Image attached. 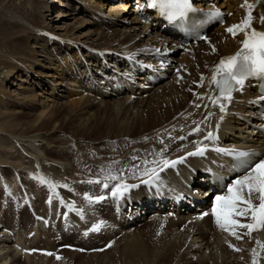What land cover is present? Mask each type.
<instances>
[{
	"label": "bare ground",
	"instance_id": "bare-ground-1",
	"mask_svg": "<svg viewBox=\"0 0 264 264\" xmlns=\"http://www.w3.org/2000/svg\"><path fill=\"white\" fill-rule=\"evenodd\" d=\"M8 1L0 0V41H3L0 44V91L8 88L10 84L13 86L16 80L15 85L19 82L17 87L19 91L15 95L18 100H23L22 102L26 104L15 102L7 104L3 94L0 97V168L6 171L8 165L16 164L25 156L29 157L24 159L25 162L35 164L41 159L38 155L41 156L43 153L46 160L41 166L49 170V177L64 184H72L74 179L80 190V193L76 194L82 205L85 192L93 186L86 181L105 178L102 169L105 171L110 165L102 164V160L117 158L125 153L111 165L125 168L128 172L121 177L124 181H133L140 179L141 175L144 176L145 169H151L163 156H170L181 150V146L178 143H172V139L181 133L183 127H192L200 120L205 110V103L216 94L215 84L211 83L214 66L222 54L238 50L242 39V32H237L233 36L225 31L223 26L216 28L209 42L189 47L188 50L180 53V62L175 68L173 77L145 90L148 92L145 96L134 98L130 92L121 95L111 90L92 89V87L85 92L87 70L82 68L86 64L93 63L99 69V73L103 72L99 58L90 50V47L95 45L128 52L138 46H145L144 49L147 48L148 52H152L159 45H157L156 35H150V26L141 24L134 8L127 3L115 5L118 7L111 5L108 9L110 4L104 0H79L77 4L73 0L66 3L57 0H52V3L46 0H27L20 7L8 9ZM72 1L75 5H72ZM53 4L55 7H52ZM236 4L235 0L221 1V5L229 8L235 7ZM42 7L45 11H42ZM58 7H61L58 14L50 18ZM77 13L87 15L78 19L74 18L75 20L61 31L50 25L52 18H66L71 15L74 17ZM242 13L243 8L238 7L237 20L242 19ZM118 25L124 27L123 33L117 29H113L110 35L106 33L107 28ZM83 26L87 28L84 31ZM153 29L155 31L156 27L154 26ZM133 40H135L134 43H132ZM141 40L146 43L140 42ZM66 50L67 53H65ZM53 54H56V57ZM106 57L109 59L107 65L114 66L116 62L117 64L121 62V59L113 60L114 55L107 54ZM202 76L203 83H201ZM37 81H39L38 84ZM60 94L62 97L69 98V101L58 105L56 98H60L58 96ZM16 104H22V107H28V110L15 112L12 109L17 107ZM235 127L242 128L239 124ZM127 134L129 138L125 137ZM106 135L117 136L118 139L107 141ZM5 147L12 148L17 154L14 158L11 156L12 160L4 159ZM167 147L168 150H165ZM81 150L87 154L79 155ZM71 155L75 159L78 155L82 158L79 160L80 169L77 173L73 171L71 166L73 163L68 160ZM132 157L137 159L133 160ZM154 160L156 163H152ZM145 161L148 163H144ZM134 165L137 167L134 168ZM1 169L0 186H4L3 192H7L9 196L11 193L13 197H18L13 193L18 191L17 186H21L19 183L24 175L19 179L18 173L10 176L3 174ZM32 169L33 174L36 166ZM81 179L83 182L80 184ZM46 190L50 192L51 187ZM53 192L54 190L50 193L53 194ZM92 194L91 191L90 195ZM243 195L247 198V189H244ZM24 196L26 197V194ZM24 196H21L22 199ZM257 201H259L258 194L253 193L252 202L256 204ZM53 206L54 204L51 206L52 211L46 207L42 211L43 216L50 215L53 212ZM246 207L247 205L242 203L241 208ZM133 208L134 206L129 216L133 215ZM135 208L138 209L139 205ZM84 209L87 210V208ZM8 213H5V216ZM250 217L251 213L246 217L234 216L233 219L241 222L249 220ZM169 218H166V223L171 221L172 227L173 223H176ZM186 218L191 219V216L186 215L182 219ZM191 220L186 223L189 239L176 232V234L168 232V235L166 233L168 237L164 234L160 236L152 233L153 238L149 239L134 233L130 234L131 232L126 233L127 230H125L126 234L121 238V242L115 241L117 244L114 246L117 248L114 247L112 251L109 249V252L106 250L104 254L103 252L91 253L89 256L81 254L76 257L79 262L74 264H168L176 256H174L176 248L179 245L180 247L185 245L187 240L188 255L196 253L195 255L198 256L188 257L190 264H253V249H256V258L259 257L260 264H264V248L260 256L258 255L260 244H264V224L260 230L249 233L247 228L238 226H230L226 231L217 223V228L211 233L209 217L196 216ZM3 222L1 217L0 264H46L47 256L43 253L29 254L24 246L26 242L24 231H16L12 222V225H8L7 222L3 224ZM41 223L42 219L38 224L33 223L34 227L29 229V231H35V235L33 238H28L30 241L28 243L46 247L45 243L50 242L46 240L51 238L50 235L44 238L43 233L48 231L42 233L39 227ZM164 224L163 217L158 216L151 219L150 227H161ZM233 232L242 238L238 239ZM107 235L108 233L105 236ZM75 237L83 243L87 242V239L77 233H74V237L67 236L68 239ZM36 238L40 240L35 242ZM50 263L55 264L52 261Z\"/></svg>",
	"mask_w": 264,
	"mask_h": 264
},
{
	"label": "rangeland",
	"instance_id": "rangeland-1",
	"mask_svg": "<svg viewBox=\"0 0 264 264\" xmlns=\"http://www.w3.org/2000/svg\"><path fill=\"white\" fill-rule=\"evenodd\" d=\"M26 1L27 0H22V1L21 0H9L7 2V7H8V9L14 8V7H20ZM46 1H48V3H52L51 2L52 0H46ZM57 1L58 2L60 1V2L66 3V2H68L70 0H57ZM73 1L77 4L79 0H73ZM73 1L71 3H72V5H75V3ZM115 5H119V4H114V6ZM110 6H111V4L108 6V9L110 8ZM52 7H55V4H53ZM115 7H118V6H115ZM60 8L61 7L56 8L54 10V15H52V16L50 15V18L53 17V16H55V15H57L58 12L60 11L59 10ZM43 10L45 11L44 7H42V11ZM74 15H75L74 17H72L73 15H71V16H68L66 18H61V17H56L55 18L54 17L55 19L52 18V20H50L51 21L50 22V25H52V27H54V28L60 29V31H61L62 29H65L66 27H68V24L70 22H73L75 19H78V17H84V15H87V14H84L83 15V13H81V14L77 13V14H74ZM85 29H87V28L85 26H83L82 30L84 31ZM113 29H117L119 32L121 31L122 33L124 32V27L121 26V25H118V26H114L113 28L112 27L107 28L106 29V33H108L110 35L112 33ZM1 43H3V41H0V44ZM54 57H56V55ZM21 77L22 76H20V78ZM16 82L17 81L15 80V83H14L13 86H11V84H10V85H8V88L6 87L3 91H0V97L3 94V96L5 97V101H6L5 103H7V104L9 102H15V103H24V105H25L26 103L25 102H22L23 100H18L17 96L15 95L19 91V89H17V87H19V82H18L17 85H15ZM36 83L38 84L39 81H37ZM58 96L60 97V98H56V103L58 105H60L64 101H67V102L69 101V98L62 97V94H60ZM64 96H66V95H64ZM19 97H21V96H19ZM16 106L17 107H13V109H12L15 112H17V111L18 112L19 111H21V112L24 111L25 112L26 110H28V107H22V104H16ZM128 135L129 134H127V136ZM105 138L108 139L107 141H111L112 139H113V141H116L118 137L117 136L106 135ZM105 138L103 137L104 140H105ZM4 153H5V155H4L5 158L4 159H6V158L11 159V156L14 158L15 157V154H16L13 151V149L10 148V147H5L4 148ZM80 154L81 155H86L87 153H84V151L81 150V152L79 153V155ZM79 155L76 156V159H75V157L73 155H71L70 158L68 159V160H70L73 163V165H71V166H73V171L76 172V173L79 172V169H80V167H79V160L82 159V158L79 157ZM124 155H125V153L122 156H124ZM122 156H120V157H122ZM120 157L102 160V164H105L106 163V164H109L110 165L108 167V169H106L107 171L106 170L105 171L103 170L104 173H107L105 175L106 177H109L111 175L124 176V174L126 172H128L125 168H122V167L121 168H117L115 165H111L110 164L112 162L118 161L120 159ZM38 158L39 159L41 158L42 160L40 159L37 162L38 164L35 163L36 165L33 162H31V163L25 162L26 159H29V157L25 156L21 160L19 158H17V160L19 159L20 162L17 161L16 164L8 165L10 163L7 162L8 164L7 163L6 164L8 166L5 165V166H7L6 167L7 168V170H6L7 172L4 171V170H2L0 168L1 171L3 172V174H6V175H10L11 176V174H12V176H15L14 174L15 173H18L19 179H21L23 177V175H24V177L22 178V180H20V183H19L21 186L18 185L17 186V188H18L17 190L18 191L16 193L14 192L13 194L14 195H17L19 197V199L20 198L22 199L21 196H24L26 194V197L24 196L23 199H22V201H21V199L19 200L18 197H13L11 193H9L10 196L7 195V192L4 193L3 190H2V187H4V186H2V185L0 186V218L1 217L3 218V221H4L3 224H5L7 222L8 225H12L11 224V222H12L14 224L12 226L15 227L16 231H20V232H23L24 231L23 235L25 234V236H24L25 237V241L27 243L30 242L28 240L30 238H33V236H32L33 230L29 231V229L34 227L35 220L37 219V216H38V211L39 210L42 211V208L45 207V205H42L43 202L50 201L49 194L46 193V191H45V183L38 182V181H41L39 178H41L42 176L43 177L45 176L44 178H50L53 182H56V184L58 186L57 187L58 188L57 194L54 196L56 198L57 202L59 203L58 206H57L59 209L57 208L58 210L55 211L56 212L55 214L57 216H56V219L55 220H53V218H51V217H48L47 220H45V221H47V224H48L46 227L49 226L50 228H52V223L53 222L55 223V221H58V219H60V221L62 223V225L60 227L58 226L59 229H60V231L58 232V236L60 237L61 236L60 235L61 234V231H64L65 229H67L68 227L71 226L70 224L72 222H71V219H70V216H69L71 213L77 214L78 217L81 216L82 222L86 226L91 227V226L100 224V231H99L98 237L91 238L90 244H88L86 246H83V244L80 243L77 240L74 243H61V242H57L56 239H55V233L53 231H51L50 238H54V241L56 243L53 244L55 247L52 245V247H54L53 253L46 255L47 256V258H46V264L47 263H50L51 261L54 262L55 264H74V263H78L79 262V260L78 261L76 260V257L77 256L79 257V255H81V254L84 255V256H87V255L89 256L91 253L92 254H96V252L97 253L103 252V254H104L107 251L109 252V249H111L110 251H112L115 248H117L114 245L117 244L118 242L120 243L121 242L120 241L121 238H123L125 236L124 234L129 233V232H131L130 234L134 233V234L140 235L142 238H147L148 237L149 239H151V237L153 238V235L154 234L160 235V236H164L166 233L168 235V232H171V233H175L176 232L177 234L184 236V238H186V237L187 238L188 237L190 238V236H188V233H189L188 227L181 226V225H177V224H174L173 222H172L173 225L171 227V225H170V222L171 221L170 222L168 221L166 223L167 220H166L165 217H163V222L165 223L164 226L163 225L161 227H157L156 226L155 228H151L150 227V222H151L152 217H148V218H144L142 220H139L136 223L130 225L129 227L128 226H126V227L124 226L123 229L122 228H119V229L118 228L117 229H110L108 227L101 226V224H102L101 222L104 221V220H107L108 222H111L113 224L114 223L117 224V220H116V217H115V214H114V210H113L112 205H111V197L108 198V199H105L106 203L105 204H102V205L98 204L97 202H95V203H89L87 201V199H85L84 202H87V203L84 204V202H83V205H85V206H83L80 203V201L78 199V196L76 194L77 192L79 194L80 193V190H79V187L75 184L74 179L72 181V184H64V183H62L59 180H56L54 178L49 177L50 176L48 174V173H50L49 170L47 171V169H45L43 166H41V164H43L42 162H44L46 160L44 154L42 153L41 156L38 155ZM21 161H23V162H21ZM98 163H100V161H98ZM25 164H26V167H28V168L24 167ZM28 164H29V166H28ZM32 165H35L36 166V169H35L36 171L33 174H32V172L34 170L32 168H35V166L32 167ZM37 166H39V167H37ZM21 167L22 168L24 167L25 169L23 168L24 169L23 170ZM29 168L31 169V171H30L31 173L29 172V170H30ZM41 168H42V170H41ZM18 170H20V171H18ZM24 172H25V174H24ZM26 174L29 175V176H27ZM34 175H36V176H34ZM25 176H26V180H24L25 179ZM31 176H32V178H30ZM27 178L28 179L30 178L31 180L30 179L28 180ZM36 178H37L38 181L36 180ZM33 179H35V180H33ZM97 179L101 180L100 178H97ZM82 182H83V180L81 179L79 183L81 184ZM107 183L110 184V187H111V185L115 184V183L111 184V182H107ZM38 185H39V187H38ZM62 185H67V187H63ZM92 185L93 186H91L85 193H89L90 194V192L92 191L93 194L91 196H96V194L97 195H101V194L107 195L108 194V190H105L104 191V190L99 189L97 187V185H95V184H92ZM94 185H95V187H94ZM33 188L35 190H33ZM55 188L54 189L51 188L50 192L53 191V190H55ZM41 189H43L42 191H44L46 194L44 192H42ZM1 193H3V194H1ZM1 195H2V197H1ZM47 197H48V200H47ZM61 199H62L63 202L61 201ZM70 201H73L72 202V205H74V206L72 208H69L68 207V205L70 204ZM21 202H23V203H21ZM52 204H54V203H50L47 206L50 209V211H52V209H51ZM5 208H6L7 211L5 210ZM84 208H87V210L84 209ZM77 210H79V211H77ZM82 210H83L84 213L82 212ZM10 212H11V215H10ZM25 212H27V213H25ZM5 213L6 214L8 213V215L5 216ZM24 214H26V215H24ZM41 216H43L42 212H41ZM86 218H87V220H86ZM154 218H158V217L153 216V219ZM93 219H95V221ZM31 221H32V223H31ZM98 221H101V222H98ZM16 223H18V224L16 225ZM33 223H34V225H33ZM140 226H142V227H140ZM143 226H145V227H143ZM173 226H174V229H173ZM127 227L130 228L129 231H128V228ZM140 228H141V230H140ZM158 228H159V230H158ZM177 228H178V230H177ZM180 228H182V229H180ZM87 230L89 231L90 228H87ZM125 230H127L126 233H125ZM147 230H148V232H145L144 233V231H147ZM185 230H186L187 234H186ZM43 232H46V230H43L42 233ZM106 233H108L107 236H105ZM152 233H153V235H151ZM43 235H44V238H46L47 236H49V232L43 233ZM167 235H165V236L168 237ZM67 236H73L74 237V233L73 234H71V233L69 234L68 233ZM70 239H72V238H70ZM38 240H40V239L35 240V242H37ZM46 241H51V240H46ZM49 244H52V243H49ZM187 245H188V240L185 243V245H183L184 247L183 246L180 247V245H179L176 248L175 254H174V256L176 255L175 256L176 258L173 256L175 259L174 258L171 259V262L172 261H174V262L171 263L169 261L168 264H170V263L171 264H190V262H189L190 259L188 257H190V256H191V258H193L195 256L198 257L197 255H195L196 253L193 254L194 256L193 255H190V256L188 255V251L186 250ZM45 246H47V245H45ZM178 248H179V250H178ZM181 253H182V255H181ZM183 255H184V260H183ZM57 257H59V259H57ZM178 257H180V258H178ZM37 258H39V257H37ZM258 259H259V257H258ZM257 262H258V260H257Z\"/></svg>",
	"mask_w": 264,
	"mask_h": 264
},
{
	"label": "snow or ice",
	"instance_id": "snow-or-ice-1",
	"mask_svg": "<svg viewBox=\"0 0 264 264\" xmlns=\"http://www.w3.org/2000/svg\"><path fill=\"white\" fill-rule=\"evenodd\" d=\"M147 6L149 8L159 9L161 14L166 15L169 20H174L177 17L182 18L188 11L192 10L190 0H147ZM248 7L251 9L250 5ZM208 15L215 17L221 14L216 11ZM261 20L264 22V17H261ZM226 31L233 36H235L238 31H242L245 38L241 41L242 48L239 51L234 55L221 58L219 63L214 66L211 83L215 84L218 90V96L212 101L213 104L219 103L221 98L231 100V93L235 90L236 86H240L242 90L249 79L264 81V32L257 31L255 28L251 27L250 11L245 19L239 24L231 25ZM156 51L159 52L160 50L157 49ZM213 51H215V48H213ZM201 83H203V76L201 77ZM261 91L264 92V87H261ZM259 100H264V95H261ZM256 102L258 101H252V103ZM220 108L221 111H224L223 104H220ZM211 114L212 113H209V115ZM193 131H200V129L197 127L193 129ZM205 139L211 140L215 139V137L209 132L205 136ZM218 151L225 152L229 156H234L236 158L250 159L253 155L247 151H237L235 149H218ZM203 154L204 148L200 147H198L195 152L187 153L188 156ZM132 159L135 160L137 157H132ZM183 159L184 157H180L176 161L163 160L160 162L163 165L160 170L162 171L169 166H175L176 163L183 161ZM249 159H239L238 166L242 168L243 174L238 175L226 185L228 195L215 196L212 214L215 216L216 222L226 231L229 230L230 226H238L247 228L249 233H251L254 230L253 224L241 223L239 220L233 219L234 216L246 217L249 213H251L252 220L257 224H264V159L252 161L251 163ZM144 163L147 164L148 161ZM152 163L156 162L153 161ZM133 167L135 168L137 166L134 165ZM149 172L151 173L149 179L143 180L141 183L152 185L154 181L158 179V173L155 169H145L143 174L147 175ZM40 179L42 183H47L53 189L57 186L56 182H53L50 178L41 177ZM106 179L110 181L119 180V182L110 187L109 183L98 179L86 181L89 184H100L103 190H108L107 195L101 194L91 196L89 193H85V199H87L89 203L104 201L110 197L118 199L130 189L139 187L137 184L124 183L123 178L116 175H111L106 177ZM62 186L67 187V185ZM244 189H247V198L243 195ZM253 193L258 194V205L252 202ZM238 202H242L247 205V207L237 210ZM68 207L72 208L73 205L69 204ZM205 215H207V213H205ZM91 230L99 231L100 224L94 225ZM233 235L237 234L233 232ZM237 238L240 239L242 237L237 235ZM257 243L260 244L259 241H257ZM261 247L264 248V244H261ZM236 250L239 251V249ZM252 252L253 264H256V249H253ZM57 259H59V257H57Z\"/></svg>",
	"mask_w": 264,
	"mask_h": 264
}]
</instances>
